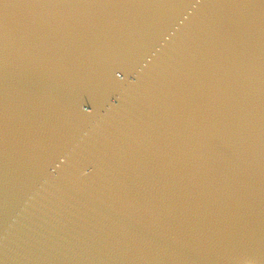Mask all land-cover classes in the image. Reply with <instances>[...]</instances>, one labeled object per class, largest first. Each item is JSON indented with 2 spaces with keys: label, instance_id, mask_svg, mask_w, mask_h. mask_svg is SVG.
Here are the masks:
<instances>
[{
  "label": "water",
  "instance_id": "1",
  "mask_svg": "<svg viewBox=\"0 0 264 264\" xmlns=\"http://www.w3.org/2000/svg\"><path fill=\"white\" fill-rule=\"evenodd\" d=\"M0 264H264V0H0Z\"/></svg>",
  "mask_w": 264,
  "mask_h": 264
}]
</instances>
